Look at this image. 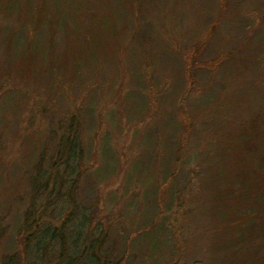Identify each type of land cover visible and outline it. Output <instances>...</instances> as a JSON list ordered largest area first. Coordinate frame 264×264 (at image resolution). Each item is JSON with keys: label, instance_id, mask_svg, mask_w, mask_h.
<instances>
[{"label": "rangeland", "instance_id": "obj_1", "mask_svg": "<svg viewBox=\"0 0 264 264\" xmlns=\"http://www.w3.org/2000/svg\"><path fill=\"white\" fill-rule=\"evenodd\" d=\"M263 213L264 0H0V262L264 264Z\"/></svg>", "mask_w": 264, "mask_h": 264}, {"label": "trees", "instance_id": "obj_2", "mask_svg": "<svg viewBox=\"0 0 264 264\" xmlns=\"http://www.w3.org/2000/svg\"><path fill=\"white\" fill-rule=\"evenodd\" d=\"M63 139L68 143L67 146H71V149L73 150V147L76 145V143L74 141L71 140V138L67 135L66 137V133L63 134ZM60 145L64 147L63 145V141H60ZM65 150V149H64ZM73 152V151H72ZM44 158L43 155H41L40 159L42 160ZM49 163H52V162H49ZM51 169V168H50ZM52 171V169H51ZM51 172H49V174H46L45 175V178H47L48 175H50ZM51 179V177L48 178V180L46 181L45 184H48L49 180ZM57 178H55V181H54V190H52L54 193H57L58 195H60L61 193V189L63 188V186L61 184H63V182H61L59 185H58V182L56 181ZM34 185L37 186V183L36 182H33ZM68 189L66 191L67 193V196L69 198H71V193L73 192V185H68ZM35 190H33V194L38 192V186L34 188ZM57 190V191H56ZM44 196H46V199L48 198V194L45 192L44 193ZM263 199H261L262 201ZM49 201V199H48ZM73 210H75L76 208V204L73 205ZM45 209V207H39V206H35V204L33 203V205L31 207H29V211H27V213L25 214V232L27 234V240L24 241V245H26V243L28 242H31L33 239H35L36 241V245H35V248L37 249V254L39 253V250L41 249L42 245L47 243L49 240L50 242L53 241V240H59L60 243L63 245V248H62V252H61V256H63L64 252H65V237L67 236L66 235V224H65V221L61 223V226H59V228H51L49 225H43L45 223L42 222V220L45 218V212L43 211ZM264 214V213H263ZM81 222H80V226H81ZM82 227V226H81ZM80 231L76 230L75 229V239L77 240L78 237H79V233ZM65 246V247H64ZM28 247V245H26L24 247V249H26ZM97 251V254L95 252V250H88L87 252V257H95L96 260H100L99 259V256H102L100 254V248H101V243L100 241H98L94 247ZM79 250V248L77 247L76 250H74V253L72 252L71 253V258H70V261H66L64 263V261L62 260L61 261V264H75L76 262L79 261V259L83 258V255L79 256V254L77 253V251ZM98 251H99V254H98ZM26 253V251H25ZM33 253V252H32ZM34 254V253H33ZM78 254V255H77ZM82 254H83V251H82ZM10 260H12V257L8 256L6 260H4L3 262H0V264H12L10 262ZM91 261H95L94 259H89ZM89 261L91 264L92 262ZM17 264V262L15 263ZM29 264V263H28ZM105 264V263H104ZM114 264H121V259H119L116 263Z\"/></svg>", "mask_w": 264, "mask_h": 264}]
</instances>
